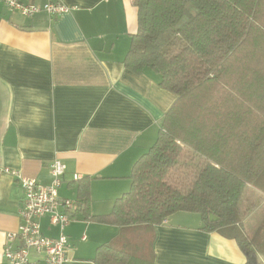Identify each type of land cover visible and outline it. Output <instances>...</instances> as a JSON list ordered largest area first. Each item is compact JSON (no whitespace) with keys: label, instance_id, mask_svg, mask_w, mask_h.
<instances>
[{"label":"crops","instance_id":"0c3cea01","mask_svg":"<svg viewBox=\"0 0 264 264\" xmlns=\"http://www.w3.org/2000/svg\"><path fill=\"white\" fill-rule=\"evenodd\" d=\"M52 1L74 9L53 19L45 12L28 17L0 0V264H8L6 246L22 245L7 235L21 224L24 190L5 167L49 184L50 165L61 160L66 171L59 195L78 200L75 181L90 176L87 211L108 215L129 191L134 163L156 142L177 100L157 72L135 73L125 64L138 30L134 0ZM39 223L47 237L68 236L64 264H95L97 248L119 243L124 230L87 218L80 208L64 229L49 215ZM201 227V217L183 212L156 226V263L246 264L236 240ZM29 258L47 264L44 252Z\"/></svg>","mask_w":264,"mask_h":264},{"label":"trees","instance_id":"16d2710c","mask_svg":"<svg viewBox=\"0 0 264 264\" xmlns=\"http://www.w3.org/2000/svg\"><path fill=\"white\" fill-rule=\"evenodd\" d=\"M138 30L125 57L152 69L177 95L153 146L134 163L129 191L93 217L90 176L75 181L87 218L122 227L95 264H157L155 227L198 212L202 230L236 240L247 258L264 255V221L250 235L240 208L248 185L264 194V0H134ZM211 214L219 219L211 221ZM259 264V263H258Z\"/></svg>","mask_w":264,"mask_h":264},{"label":"built area","instance_id":"2783aa9c","mask_svg":"<svg viewBox=\"0 0 264 264\" xmlns=\"http://www.w3.org/2000/svg\"><path fill=\"white\" fill-rule=\"evenodd\" d=\"M5 3L10 11L28 17L45 12L53 19L74 9L61 1L52 0L44 4L23 0H5ZM3 171L16 176L24 190V200L19 210L21 224L16 232H10L7 235L8 240L18 237L22 245L15 250L6 246L4 254L8 264H36L29 258L33 251L44 252L47 264H64L67 261L68 236L64 233L59 238L45 236L41 231L39 219L49 215L51 221L60 224L62 229L73 219L69 212L78 208L77 201L59 195L66 164L58 159L52 162L50 165L52 181L49 184L27 176L20 170L5 167Z\"/></svg>","mask_w":264,"mask_h":264},{"label":"rangeland","instance_id":"374dc122","mask_svg":"<svg viewBox=\"0 0 264 264\" xmlns=\"http://www.w3.org/2000/svg\"><path fill=\"white\" fill-rule=\"evenodd\" d=\"M260 194H262V196ZM240 208L243 212H245V229L250 235H252L253 232H255L258 227H260L262 221H264V194L254 188L252 185H249V187H247L245 190ZM179 212L192 214L193 216L200 218V214L198 212ZM257 258L259 264H264L263 254L258 253Z\"/></svg>","mask_w":264,"mask_h":264},{"label":"water","instance_id":"95a60500","mask_svg":"<svg viewBox=\"0 0 264 264\" xmlns=\"http://www.w3.org/2000/svg\"><path fill=\"white\" fill-rule=\"evenodd\" d=\"M218 219H219L218 217H215L213 214H211V221H216ZM253 264H258L256 257H253Z\"/></svg>","mask_w":264,"mask_h":264}]
</instances>
